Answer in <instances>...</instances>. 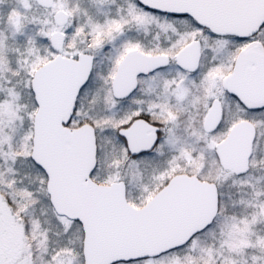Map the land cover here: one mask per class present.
<instances>
[{
	"label": "snow or ice",
	"instance_id": "snow-or-ice-1",
	"mask_svg": "<svg viewBox=\"0 0 264 264\" xmlns=\"http://www.w3.org/2000/svg\"><path fill=\"white\" fill-rule=\"evenodd\" d=\"M0 264H264V0H15Z\"/></svg>",
	"mask_w": 264,
	"mask_h": 264
},
{
	"label": "rangeland",
	"instance_id": "rangeland-1",
	"mask_svg": "<svg viewBox=\"0 0 264 264\" xmlns=\"http://www.w3.org/2000/svg\"><path fill=\"white\" fill-rule=\"evenodd\" d=\"M14 4L15 0H4V3L0 4V15H6L8 8L13 6Z\"/></svg>",
	"mask_w": 264,
	"mask_h": 264
}]
</instances>
